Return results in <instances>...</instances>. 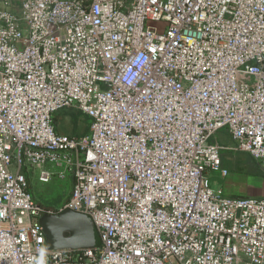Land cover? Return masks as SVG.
<instances>
[{
    "label": "built area",
    "instance_id": "1",
    "mask_svg": "<svg viewBox=\"0 0 264 264\" xmlns=\"http://www.w3.org/2000/svg\"><path fill=\"white\" fill-rule=\"evenodd\" d=\"M225 149L264 160V0H0V264H264V195L210 185ZM48 163L73 176L58 208L22 172ZM65 209L99 247H47Z\"/></svg>",
    "mask_w": 264,
    "mask_h": 264
},
{
    "label": "rangeland",
    "instance_id": "2",
    "mask_svg": "<svg viewBox=\"0 0 264 264\" xmlns=\"http://www.w3.org/2000/svg\"><path fill=\"white\" fill-rule=\"evenodd\" d=\"M63 114L70 120L66 122L70 133L79 135L83 132H89L91 119L87 115L75 110L63 111ZM222 155L223 160L226 157L229 159L228 167H225L229 171L228 177L242 174L248 177V186L262 187V184H264V160L256 161L247 152H231V150H223ZM45 168L54 171L49 182L40 180L42 168L25 166L22 168V172L27 177L28 189L34 199L46 207L58 208L69 198L73 176L68 171L62 175L60 172L64 170V167L56 166L52 163H48ZM227 178L222 177L219 173H213L210 176V185L215 189L223 187Z\"/></svg>",
    "mask_w": 264,
    "mask_h": 264
},
{
    "label": "water",
    "instance_id": "3",
    "mask_svg": "<svg viewBox=\"0 0 264 264\" xmlns=\"http://www.w3.org/2000/svg\"><path fill=\"white\" fill-rule=\"evenodd\" d=\"M45 215L41 217V223L49 249L79 250L101 245L98 229L88 214L65 209Z\"/></svg>",
    "mask_w": 264,
    "mask_h": 264
},
{
    "label": "crops",
    "instance_id": "4",
    "mask_svg": "<svg viewBox=\"0 0 264 264\" xmlns=\"http://www.w3.org/2000/svg\"><path fill=\"white\" fill-rule=\"evenodd\" d=\"M64 111H67V110H64ZM69 121L70 120H68V117H66L63 114V111L56 114L57 129L60 132H64V133H67L70 135H77L75 133H70V130L68 129L69 127L66 123ZM89 130H90V126H89ZM87 133H88V131H87ZM80 134L82 135V134H86V133L83 132ZM216 140L226 147H230L233 145L232 137H231L230 132L228 131L227 128H223L218 132V134L216 135ZM225 150L230 151V149H225ZM232 151L233 150H231V152ZM228 160L229 159L227 157L224 158V160L222 159L223 167H228V164H229ZM227 177H225V178H227ZM223 188L225 190V193L227 195H230V196L258 197V196L264 195V184H262V187L260 186V188L257 186H254V185L248 186V177L243 176L242 174L234 175V176H231V177H228L227 179H225L224 184H223Z\"/></svg>",
    "mask_w": 264,
    "mask_h": 264
},
{
    "label": "trees",
    "instance_id": "5",
    "mask_svg": "<svg viewBox=\"0 0 264 264\" xmlns=\"http://www.w3.org/2000/svg\"><path fill=\"white\" fill-rule=\"evenodd\" d=\"M55 121H56V116H55Z\"/></svg>",
    "mask_w": 264,
    "mask_h": 264
}]
</instances>
